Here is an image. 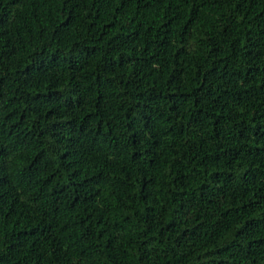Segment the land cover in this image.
Instances as JSON below:
<instances>
[{
	"label": "trees",
	"instance_id": "trees-1",
	"mask_svg": "<svg viewBox=\"0 0 264 264\" xmlns=\"http://www.w3.org/2000/svg\"><path fill=\"white\" fill-rule=\"evenodd\" d=\"M0 264H264V0H0Z\"/></svg>",
	"mask_w": 264,
	"mask_h": 264
}]
</instances>
